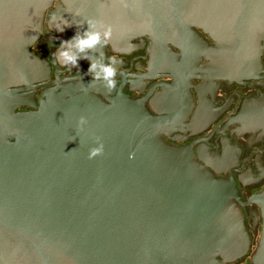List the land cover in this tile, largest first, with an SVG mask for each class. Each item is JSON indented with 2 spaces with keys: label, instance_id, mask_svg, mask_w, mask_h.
I'll return each instance as SVG.
<instances>
[{
  "label": "water",
  "instance_id": "obj_1",
  "mask_svg": "<svg viewBox=\"0 0 264 264\" xmlns=\"http://www.w3.org/2000/svg\"><path fill=\"white\" fill-rule=\"evenodd\" d=\"M48 9L70 23L56 31L63 40L101 21L113 48L145 36L163 58L170 45L200 53L220 77L251 75L264 50V0H0V264H230L247 255L234 181L191 147L167 143L169 123L142 101L118 94L107 103L101 81H57L39 105L18 93L47 77L30 47ZM101 52L103 43L86 55ZM22 105L36 110L15 113ZM249 202L261 232L245 264H264V191Z\"/></svg>",
  "mask_w": 264,
  "mask_h": 264
},
{
  "label": "flooded vegetation",
  "instance_id": "obj_2",
  "mask_svg": "<svg viewBox=\"0 0 264 264\" xmlns=\"http://www.w3.org/2000/svg\"><path fill=\"white\" fill-rule=\"evenodd\" d=\"M52 12L46 10L43 31L35 46L30 47L47 63V77L36 83L42 85L18 91L36 105L43 92L56 86L57 81L61 85L100 82L92 80L87 74L88 65L83 62L77 63V69L55 61L52 54L63 38L55 30L48 31ZM196 31L208 45L215 43L202 29ZM167 51L165 58L154 53L145 36L133 38L118 49L109 42L103 44L97 61H115L116 83L112 90L104 84L98 86L97 93L107 103L118 94L142 101L151 114L169 123L162 133L167 143L191 147L195 158L216 177L234 181L250 237V252L260 236L261 211L249 199L264 191V50L259 57L260 66L251 75L237 73L231 78L214 73L210 60L200 53L187 54L174 45L168 46ZM35 110L22 105L14 112Z\"/></svg>",
  "mask_w": 264,
  "mask_h": 264
},
{
  "label": "clouds",
  "instance_id": "obj_3",
  "mask_svg": "<svg viewBox=\"0 0 264 264\" xmlns=\"http://www.w3.org/2000/svg\"><path fill=\"white\" fill-rule=\"evenodd\" d=\"M84 23L87 24V28L83 32L76 31L71 38L60 41L56 52L52 54L53 58L60 65L77 69H79L77 64L78 59H87L89 61L87 74L91 75L92 80L102 81L106 89L112 90L115 88L116 83L114 79L117 73L115 61L110 59L109 63H104L103 60L98 62L86 55V50L92 49L101 43L108 44L109 38L112 35V27L111 25H106L101 21L92 19H87ZM69 25L70 23L63 17L58 18L53 13L48 31H63ZM36 42H33V46H35ZM113 55L116 54L113 53ZM97 151L98 149H94L90 155H95Z\"/></svg>",
  "mask_w": 264,
  "mask_h": 264
},
{
  "label": "rangeland",
  "instance_id": "obj_4",
  "mask_svg": "<svg viewBox=\"0 0 264 264\" xmlns=\"http://www.w3.org/2000/svg\"><path fill=\"white\" fill-rule=\"evenodd\" d=\"M255 248H252L250 252L247 254L246 257H244L240 262L236 264H245L247 260H249L251 253L254 251ZM248 262V261H247Z\"/></svg>",
  "mask_w": 264,
  "mask_h": 264
}]
</instances>
